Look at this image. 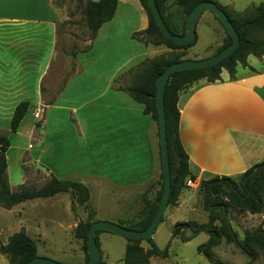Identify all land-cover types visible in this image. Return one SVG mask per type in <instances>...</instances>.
<instances>
[{
	"label": "crops",
	"instance_id": "1",
	"mask_svg": "<svg viewBox=\"0 0 264 264\" xmlns=\"http://www.w3.org/2000/svg\"><path fill=\"white\" fill-rule=\"evenodd\" d=\"M203 12L195 31L197 42L200 26L212 28L213 40L203 53L207 57L216 53L225 36L214 15ZM165 15L173 30L182 32L185 13L177 0H166ZM55 19L50 0H37L32 7L25 0H0V135L10 132L15 106L21 101L30 104L16 132L26 140V144L17 145L21 151L20 180L13 186L8 181V185L11 190L33 185L35 178L30 179L22 167L31 163L34 174L81 182L90 189V203L104 199L107 208H114L113 198L127 200L131 192H138L145 182L158 180L160 174L158 125L122 87L129 83L127 71L153 57L152 48L164 45H145L133 39V33L147 27L146 12L138 0H117L113 17L100 26L93 39L88 38L87 46L71 51L53 69L46 101L42 86L55 54ZM121 38L125 46L119 45ZM191 47L186 49V58L191 57ZM162 50L170 49L164 46ZM41 108L46 110L45 128L36 137V124L42 120L33 113ZM177 108L179 138L194 180L222 175L238 179L264 159V56L248 55L246 66L238 64L232 77L222 69L219 80L192 83L180 91ZM59 127L72 137L71 142L55 140L54 130ZM34 146L38 147L29 152ZM73 200L68 191L26 200L9 209L0 206V243L6 244L22 229L35 243L52 236L45 231V219L39 220L40 215L45 208L61 204L67 216L53 223L76 240L81 250L77 263L84 264L82 241L74 234L84 218ZM175 203L178 205L169 210L167 218L182 205L181 196ZM101 204H94V208ZM103 232L99 236L112 234ZM112 238L125 248L127 241H121L122 237ZM157 258L151 257L150 264H157ZM0 264H9L1 253Z\"/></svg>",
	"mask_w": 264,
	"mask_h": 264
},
{
	"label": "trees",
	"instance_id": "2",
	"mask_svg": "<svg viewBox=\"0 0 264 264\" xmlns=\"http://www.w3.org/2000/svg\"><path fill=\"white\" fill-rule=\"evenodd\" d=\"M144 8L148 23L147 27L132 34V38L143 42L145 45L153 46L164 45L173 52L166 57H156L145 63H142L136 69L132 82L122 87L135 102L143 106V112L149 114L157 124V109L155 104V79L171 63L187 59L185 57L186 49L195 44L197 37L190 43L176 45L171 40L165 38L157 27L153 15L147 5L146 0H138ZM200 1L203 0H177V4L185 13L182 32L177 33L173 30L167 16L165 15L166 0H155V4L160 12L162 20L166 27L175 34H183L188 13ZM214 2L218 8L224 11L239 37V44L234 52L221 62L200 69H190L176 71L170 74L164 88L163 105L165 114V130L167 142V154L170 170V195L168 205L175 203L182 188V184L187 179H194V176L188 169V157L184 151L178 132L179 110L177 100L180 91L192 83L204 79L206 82H214L220 79L222 69L228 71L232 77L238 64L246 66L248 55L256 57L264 56V3L251 5L243 12H236L226 6ZM117 0H84L83 16L85 26L88 30L89 39H93L100 26L111 20L116 10ZM211 12V11H210ZM212 13V12H211ZM213 14V13H212ZM214 15V14H213ZM215 17V15H214ZM217 19V17H215ZM218 20V19H217ZM225 37L221 46L216 52L231 43V37L228 35L222 23ZM30 104L27 101L19 102L14 110L9 123L10 133H16L20 126L21 120L28 113ZM10 146V139L7 135H0V206L11 208L12 206L34 198H46L61 192H71L73 199L84 209H90L88 205L90 196L88 187L81 182L69 179H57L51 177L39 187L20 186L16 190H11L6 176L7 157L6 153ZM161 163V159H160ZM161 185L157 192L154 202H149L143 209L142 216L136 221L118 220L116 223L121 226L134 229L144 230L150 224L159 200L162 195L163 174L160 173ZM200 186L204 196V209L209 212L208 223L197 224L193 222H176L173 225V236L182 235L187 229L191 234L198 231H205L209 239L207 244L202 248L205 256L212 264H223L213 258L211 248L217 246L221 237L234 242L236 246L246 254L251 264L257 258V249L264 250V231L257 227L256 229L246 232L241 239H237L236 234L231 229L226 210L228 207L235 208L239 211L250 214L260 213L263 209L262 191L264 188V159L248 168L238 179L229 176H213L209 179L200 180ZM223 194L226 201L218 199ZM89 213L85 220L77 223L74 234L75 237L82 241V250L85 254V262L88 259L87 254V233L89 225L95 221ZM219 220L220 226L213 224ZM162 221V218H161ZM103 230H97L95 240L99 246L98 234ZM186 236L183 239L186 240ZM127 239V238H126ZM146 240L149 248L145 249L140 245V241ZM0 253L5 255L9 264H27L33 257L37 256V247L35 241L30 238L22 229L12 234L6 244L0 243ZM166 251L160 252L153 243L152 239H127L124 250L123 264H150V258L153 256H166ZM97 264H105L102 258Z\"/></svg>",
	"mask_w": 264,
	"mask_h": 264
},
{
	"label": "rangeland",
	"instance_id": "3",
	"mask_svg": "<svg viewBox=\"0 0 264 264\" xmlns=\"http://www.w3.org/2000/svg\"><path fill=\"white\" fill-rule=\"evenodd\" d=\"M37 0H25L26 4L30 7L34 5ZM219 4L228 7L229 9L235 11H243L251 5H257L259 3H264V0H215ZM83 3L84 0H50V7L55 12L56 19V31H55V54L52 61V67H50L46 72V77L44 78V85L42 88L46 93H44V100L49 99V91L47 89V82L50 78L53 69H55L71 51L81 50L87 46V40L89 38L88 30L85 26L84 16H83ZM40 5H35L38 8ZM204 15H212L209 9L204 10ZM212 28L200 26L198 28V33L200 34L199 40L194 44L189 50L190 58L187 59H202L206 58L204 53V48L210 44L212 39ZM225 36L223 32V37ZM143 43V42H142ZM125 46L123 43V38H121L119 45ZM117 45V44H116ZM148 45V44H147ZM151 45V44H149ZM164 46L152 48L150 52V59L146 58L144 62H141L136 67L127 71L125 76L128 79V85L132 82L134 75L136 73L137 67L142 63L152 60L156 57H166L172 50H166L163 52ZM158 51V52H157ZM199 56V58H198ZM211 56V55H210ZM188 57V56H187ZM208 57V56H207ZM57 69V68H56ZM126 84H123L125 86ZM43 95V96H44ZM44 108V107H43ZM45 109V108H44ZM30 110V109H29ZM42 110L41 123L36 124V134L38 137L39 131L44 130L45 126L42 124L45 120L46 110ZM55 118V117H53ZM57 118V117H56ZM25 120V119H24ZM39 120V121H40ZM38 127V128H37ZM54 138L57 142H71L72 137L66 134V131L59 127L58 130H54ZM41 133V132H40ZM10 139V146L7 150V167L8 174L7 181L13 186L18 184L21 175V160H20V150L18 146L26 144L25 138L16 133L5 132ZM158 135V134H157ZM43 137V133L39 135ZM35 137V139H36ZM38 146L29 149V152L33 153ZM157 162L160 166V159L158 153L156 152ZM24 170H26L27 176L35 178L33 185L25 187H39L44 182L48 180V177L43 175L34 174V166L31 163L22 164ZM40 171V170H39ZM43 173V171L41 170ZM161 173V169H160ZM186 179V178H185ZM182 184L181 191L177 200L182 198V205L177 209L174 215L167 218L169 210L178 205L173 203L168 205L162 216V221L156 227L154 233L152 234V241L155 247L160 251H166V256H158L156 259L157 264H212L210 260L203 253V247L207 244L209 239L208 234L201 230L191 234V230L185 229L182 235H176L172 237L173 225L176 222H193L197 224L208 223L209 212L204 209V196L198 182L197 186H188L186 181ZM157 180V179H156ZM145 182L142 188L138 189V192H131V195L127 200L123 198H113L115 207H106V202L102 201L104 199H92V202H88L90 209H84L81 205H76L79 207V211L82 212L84 220L87 218L89 213H93V219L96 221L97 218H112L120 219L124 221H136L143 213V209L149 202H154L157 196L158 189L161 185L160 174H158V180ZM154 184L156 186L154 187ZM157 189V190H156ZM89 196L91 194L88 188ZM262 197L264 202V188L262 191ZM62 198V197H60ZM218 199L226 201V198L221 193ZM90 200V199H89ZM108 202V201H107ZM101 204V207L94 208V204ZM96 207V206H95ZM51 214V215H50ZM51 216V218H50ZM54 216V219L52 218ZM67 216L64 205L57 204L51 209L45 208L40 215L39 220L45 219L46 232L52 234L48 235L47 239L37 241V252L41 257H45L61 264H78L76 257L80 255L81 250L79 244L76 240L68 238V234L61 231L58 227H55L54 221H63ZM227 221L237 236V239H241L246 232L252 231L257 227H260L264 231V205L260 213L250 214L248 212L239 211L235 208L228 207L226 210ZM110 221V220H107ZM117 222V221H110ZM173 224V225H172ZM217 227L221 225L219 220L213 222ZM55 227V228H54ZM54 233V234H53ZM104 233V232H100ZM99 233V234H100ZM107 233V232H105ZM110 233V232H109ZM99 248L103 252V260L106 264H123L121 261L124 257V245L115 238L112 237H122L121 241H127L124 236H112L115 234H103L99 236ZM183 236L187 237L186 240ZM70 241V243H68ZM140 245L143 247H148L149 244L146 240L140 241ZM211 253L213 258L219 260L223 264H246L250 261V258L241 252V250L236 246V244L225 237H221L219 244L211 248ZM251 264H264V250L257 249V258Z\"/></svg>",
	"mask_w": 264,
	"mask_h": 264
},
{
	"label": "water",
	"instance_id": "4",
	"mask_svg": "<svg viewBox=\"0 0 264 264\" xmlns=\"http://www.w3.org/2000/svg\"><path fill=\"white\" fill-rule=\"evenodd\" d=\"M147 5L153 15L155 23L163 36L171 40L176 45H184L192 42L196 38V23L201 16L202 12L205 9H209L215 17L222 23L226 29L228 35L231 37V43L226 47L222 48L220 51L202 59H183L178 62L169 64L164 68V70L156 77L155 79V104L157 109V125H158V134H159V151L161 159V171L163 174V188L162 195L158 203L156 212L148 225L144 230H134L128 229L121 226L118 223L110 222L107 220H96L93 221L88 228L87 233V254L88 259L85 264H97L101 259V251L95 240V233L97 230H103L115 235L124 236L130 240L137 239H152V234L154 233L156 227L161 221V218L164 214V211L167 207L169 195H170V170L168 163V154H167V142H166V130H165V114H164V105H163V93L165 84L171 73L181 70H190V69H200L208 66L215 65L222 60L228 58L239 44V37L234 29L232 23L226 16L223 10L218 8V6L208 0H203L197 3L191 11L188 13L185 23V31L183 34H175L171 32L166 25L164 24L160 12L155 4V0H146ZM173 236V233H172ZM27 264H61L57 261L35 256L30 259Z\"/></svg>",
	"mask_w": 264,
	"mask_h": 264
},
{
	"label": "built area",
	"instance_id": "5",
	"mask_svg": "<svg viewBox=\"0 0 264 264\" xmlns=\"http://www.w3.org/2000/svg\"><path fill=\"white\" fill-rule=\"evenodd\" d=\"M41 114H42V110L41 109H36L33 113L34 118H36L37 120L41 119ZM186 183L188 186H197L198 182H196L194 179H187Z\"/></svg>",
	"mask_w": 264,
	"mask_h": 264
}]
</instances>
